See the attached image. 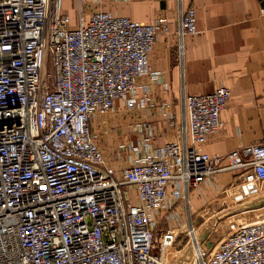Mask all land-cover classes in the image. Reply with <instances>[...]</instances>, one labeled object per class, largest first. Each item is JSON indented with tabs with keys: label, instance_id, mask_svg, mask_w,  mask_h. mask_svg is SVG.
Segmentation results:
<instances>
[{
	"label": "built area",
	"instance_id": "2783aa9c",
	"mask_svg": "<svg viewBox=\"0 0 264 264\" xmlns=\"http://www.w3.org/2000/svg\"><path fill=\"white\" fill-rule=\"evenodd\" d=\"M62 9L63 0H0V264H183L184 253L190 264H264V215L232 219L210 249L194 227L157 236L162 212L179 220L185 188L249 166L264 181V143L250 145L248 159L201 149L224 125L230 89L189 95L187 140L154 154L153 131L141 124L138 140L116 146L119 157L128 152L117 167L94 119L117 100L148 108L142 79L166 86L149 63L158 25L103 9L85 21L82 0L74 25ZM197 30L189 7L178 33Z\"/></svg>",
	"mask_w": 264,
	"mask_h": 264
},
{
	"label": "crops",
	"instance_id": "0c3cea01",
	"mask_svg": "<svg viewBox=\"0 0 264 264\" xmlns=\"http://www.w3.org/2000/svg\"><path fill=\"white\" fill-rule=\"evenodd\" d=\"M63 0V13L73 24L79 21L78 0ZM83 18L99 9L129 17L142 23L158 25L156 43L149 63L164 76L165 84L148 83L151 103L135 110L128 126L119 132L115 147L140 136L141 124L153 131V154L171 141H186L185 101L189 95L214 92L219 87L231 91L222 113L223 127L209 136L201 149L210 155H225L239 150L247 159L248 147L264 143V0H82ZM196 11L197 33H178L184 12ZM72 12L75 16L72 15ZM76 19V20H75ZM116 106L124 107L121 100ZM114 147V149H116ZM107 160L117 166L128 164V152ZM105 154V151H103ZM226 165V163H223ZM170 188L169 192L172 193ZM179 202V220L160 217L159 230L175 227L193 228L196 220L243 218L248 213L264 215V181L249 167L224 170L196 189H184ZM185 237L177 241L184 245ZM217 243V242H216ZM216 243H206L213 248Z\"/></svg>",
	"mask_w": 264,
	"mask_h": 264
},
{
	"label": "rangeland",
	"instance_id": "374dc122",
	"mask_svg": "<svg viewBox=\"0 0 264 264\" xmlns=\"http://www.w3.org/2000/svg\"><path fill=\"white\" fill-rule=\"evenodd\" d=\"M68 2L69 0H65L64 3L67 4ZM72 15L75 16L73 12ZM134 111H128L127 109H125V107L122 106L117 107L115 104V108L109 111L106 115L97 116L94 119V129L99 134V145L101 149L105 151V155H107V157H113V149L116 144L115 139L117 137V134L119 132H123L125 129L124 127L128 126L127 120L131 118L132 114H134ZM124 165H127V163H124ZM250 215L251 214H246L243 217L244 220ZM230 222L231 219H199L196 220L194 229L196 231L199 230V233L201 232L203 234L205 233L206 235H208L207 243L213 244L216 243L219 237L221 236L224 225ZM157 236L160 239L161 233L159 230L157 231ZM184 254L185 258L183 260V264H190L194 261V257L192 255L188 253Z\"/></svg>",
	"mask_w": 264,
	"mask_h": 264
}]
</instances>
